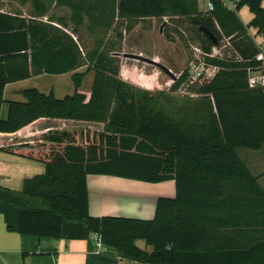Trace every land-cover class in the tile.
I'll use <instances>...</instances> for the list:
<instances>
[{"label": "trees", "instance_id": "1", "mask_svg": "<svg viewBox=\"0 0 264 264\" xmlns=\"http://www.w3.org/2000/svg\"><path fill=\"white\" fill-rule=\"evenodd\" d=\"M55 2L70 10L57 17L59 23H71L79 36L85 30L98 47L84 52L71 33L38 19L48 11L43 0H33L37 18L0 9V113L8 83L87 66L72 75L74 93L63 98L53 91L24 90L25 101H11L7 117L0 118V133L15 134L44 120L100 124L103 130L93 140L88 132H81V141L76 130L63 128L32 144L0 141V151L46 165L44 173L24 180L21 191L0 186L7 231L67 240L98 235L121 258L141 264H264V188L239 154L242 148L264 147V88L249 87L247 72L257 64L252 58L258 52L249 28L264 37L263 0H238L235 9L211 0L214 8L207 14L199 12L197 0ZM243 6L254 15L248 26L238 15ZM153 17L190 19L206 51L215 43L202 26L217 35V44L230 38L243 58H207L220 69L192 89L213 99L216 112L207 119L194 104L189 113L202 118H175L166 112L163 92L152 94L120 77L118 59L108 54L119 52L108 37L121 22L130 31L135 20ZM116 37L123 39V33ZM90 72L94 81L87 97L79 89ZM186 77L185 71L173 90ZM89 175L174 180L176 195L158 198L152 219L95 217ZM139 239L153 250L141 249Z\"/></svg>", "mask_w": 264, "mask_h": 264}, {"label": "crops", "instance_id": "2", "mask_svg": "<svg viewBox=\"0 0 264 264\" xmlns=\"http://www.w3.org/2000/svg\"><path fill=\"white\" fill-rule=\"evenodd\" d=\"M208 4L209 0H197V8L199 12L207 14ZM262 5L264 7V0ZM238 15L246 26H248L254 17L248 6L241 7L238 11ZM23 16L30 18L29 16ZM147 19L156 20L160 18L153 17ZM53 24L66 32L71 33L69 27L63 26L58 20ZM248 33L252 36L257 47L261 45L264 46V37L257 33V29L250 27ZM71 34L73 35V33ZM117 56H119V54H117ZM154 58L159 59L160 57L154 55ZM85 70L84 66H82L75 71L63 74L43 73L41 75L31 76L26 79L8 83L4 90V102L1 107L0 118L5 119L7 117L9 103L11 101H25L23 91L26 89L36 88L45 94H49L53 91L56 97L63 98L64 96L61 97V95H58L54 85H51L50 89L45 90L39 87L38 81L44 75L64 77L65 82L68 80L71 81V88L72 90H75L72 75L75 72H85ZM79 90L86 94L87 97H90L91 94L82 91V86ZM71 92L74 93V91ZM64 122L65 121L59 120H44L40 123L31 124L15 134L0 133V141H12L13 143L29 142L31 144L38 141H44V137L51 131L61 130L58 128V123ZM250 150L251 151L244 152V156L240 155V157L246 163L251 172L259 177V182L262 185L264 181V166L262 168L261 161H264V159L261 160V158H264V147L259 150ZM45 167L46 165L42 161L9 152H0V186L15 191H21L24 180L44 173ZM139 182H141V184H139ZM87 183L89 189V209L91 215L95 217L115 215L152 219L155 215L158 198L175 197L176 195V185L174 180L151 183L117 176L89 175L87 177ZM151 185H156V187L162 186L164 189L166 188L168 194L158 192L152 194L151 187L154 186ZM138 186L142 187L138 188ZM162 188L156 189L161 190ZM144 190H147L149 193L145 194ZM143 241L145 242V240L139 239L136 241V244L141 249L152 251L153 247L147 245L146 242L143 244ZM95 244L96 241L94 236H91L88 240H67L8 232L4 216L3 214H0L1 264H141L138 261L121 258L115 249L107 246H105L106 251L103 255H96L95 251L97 246Z\"/></svg>", "mask_w": 264, "mask_h": 264}, {"label": "rangeland", "instance_id": "3", "mask_svg": "<svg viewBox=\"0 0 264 264\" xmlns=\"http://www.w3.org/2000/svg\"><path fill=\"white\" fill-rule=\"evenodd\" d=\"M43 1L46 3L48 11L44 16L41 17H38L35 13L33 0H0V9L12 13H19L29 17L35 16L36 18L38 17L39 19H43L45 20L44 22L50 24L57 22V17L59 16H69L70 10L65 7L57 6L55 0ZM191 24L192 22L185 18L163 17L156 20L138 19L135 20L134 28L130 31H126V23L121 22L117 24L115 31H112L111 35L108 37L110 38V41L112 40L115 42L112 49L117 50L120 52V54L117 56V54H113L111 50L110 53L108 52V54L115 55L118 59L120 66L119 75L123 80L140 89L149 90L152 94L163 92V101L167 113L172 114L175 118L186 117L189 119H198L201 116L193 117V115H191L192 113H189V110H195V107L193 106L194 104L201 108L199 114L202 116L206 115V118L204 119H207L210 117V115L215 114L216 112L213 99H205L206 97L204 95L192 90L193 88L194 90H198L202 83L195 84L194 86L190 85L188 88L190 90L184 92L179 89L173 90V86L177 80L172 79L168 74L154 65L139 59L127 58L123 55L125 53H136L150 57L165 64L173 71L178 79L185 72L190 61L194 59L192 45L200 44L202 46L203 36L202 34H199L195 30L196 27ZM71 28L72 24L70 23L69 31L73 33ZM118 31L123 33V39H117L116 33ZM73 35L77 41L81 42L84 52L97 49L98 46L94 44L95 42H92L89 37V33L85 30H82L80 36L77 33H73ZM226 44H228L227 40L223 38L219 44H215L220 47L216 50H218V54H223L224 56L227 55L231 58L233 57L232 50L229 47L226 48ZM221 47L223 49H221ZM101 49L102 48H100V50ZM109 49H111V47H109L107 51ZM154 55H158L160 58L156 59L154 58ZM84 68L86 69L87 66H84ZM93 81L94 72H91L86 75L83 81L82 91L87 94H91ZM38 82L39 87H41V89L43 88L44 90L50 89L51 85H54L58 95H61V97L65 96L66 94L73 93L71 91H74L71 88V81L68 80V83L65 82L64 77L44 75L39 79ZM197 112H199L198 109ZM58 125L59 129L65 128L76 130L78 133H80L81 141L85 140L81 134L82 131L88 132V135L90 134L89 137H91L93 140L94 134L103 130L102 125L94 123L69 124L64 122L58 123ZM246 151L251 150L240 149L239 154L244 156V152ZM263 159L264 158H261V160ZM261 162L263 168L264 161ZM139 184H141V182H139ZM151 186H154L151 187L152 194L155 192L168 194V192H166V188L164 189L162 186ZM141 187L142 186H138V188ZM262 187L264 188V181ZM156 188H162V191L157 190ZM144 191L145 194L149 193L147 190ZM143 244H145V242Z\"/></svg>", "mask_w": 264, "mask_h": 264}, {"label": "built area", "instance_id": "4", "mask_svg": "<svg viewBox=\"0 0 264 264\" xmlns=\"http://www.w3.org/2000/svg\"><path fill=\"white\" fill-rule=\"evenodd\" d=\"M224 5H226L230 9H235L237 6L238 0H223ZM214 6L209 0L208 4V12L213 10ZM39 19V18H38ZM43 20V19H40ZM45 21V20H43ZM227 40L226 48H231L232 56H235L237 60H243V58L239 55V53L234 49L233 45L230 42V38H225ZM217 48H220L218 45H214L210 52L206 51L203 46L200 44L192 45V51L194 55V59L190 61L188 64L186 79L181 83L178 87L182 92L190 90L189 86H194L198 83H203L211 80L216 73L219 71L220 67L218 65L212 64L208 62V57H217V58H230L227 55L218 54ZM221 49H223L221 47ZM256 61V65L248 66V84L251 88H264V46L258 47V52L252 58ZM96 241L97 249L95 251L96 255H103L106 251L105 245H103L100 236L93 235ZM102 252V253H101Z\"/></svg>", "mask_w": 264, "mask_h": 264}, {"label": "water", "instance_id": "5", "mask_svg": "<svg viewBox=\"0 0 264 264\" xmlns=\"http://www.w3.org/2000/svg\"><path fill=\"white\" fill-rule=\"evenodd\" d=\"M201 28L205 33H207L210 36V38L214 41L215 44L218 43V41H219L218 37L213 31H211L210 29H208L207 27H204V26H202ZM116 54H120V53H116ZM123 55H124V57H127V58L139 59L141 61L152 64V65L158 67L159 69H161L166 74H168L172 79L177 80V76L173 73V71L161 62H158V61H156L150 57H146L142 54L125 53Z\"/></svg>", "mask_w": 264, "mask_h": 264}]
</instances>
